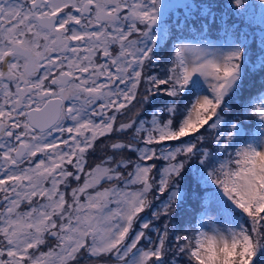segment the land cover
<instances>
[{"label":"snow or ice","instance_id":"snow-or-ice-1","mask_svg":"<svg viewBox=\"0 0 264 264\" xmlns=\"http://www.w3.org/2000/svg\"><path fill=\"white\" fill-rule=\"evenodd\" d=\"M0 264H264V0H0Z\"/></svg>","mask_w":264,"mask_h":264}]
</instances>
